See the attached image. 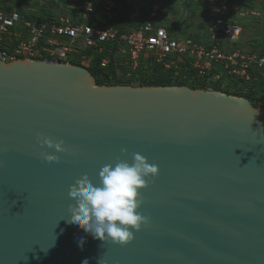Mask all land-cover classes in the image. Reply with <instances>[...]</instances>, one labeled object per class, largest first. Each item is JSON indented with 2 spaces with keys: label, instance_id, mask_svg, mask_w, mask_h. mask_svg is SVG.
<instances>
[{
  "label": "water",
  "instance_id": "obj_1",
  "mask_svg": "<svg viewBox=\"0 0 264 264\" xmlns=\"http://www.w3.org/2000/svg\"><path fill=\"white\" fill-rule=\"evenodd\" d=\"M38 133L66 151L38 144ZM132 153L158 166L140 190L150 223L125 245L69 223L68 185L81 173L98 183L103 165ZM85 260L264 264V106L186 84H96L56 58L0 57V264Z\"/></svg>",
  "mask_w": 264,
  "mask_h": 264
},
{
  "label": "built area",
  "instance_id": "obj_2",
  "mask_svg": "<svg viewBox=\"0 0 264 264\" xmlns=\"http://www.w3.org/2000/svg\"><path fill=\"white\" fill-rule=\"evenodd\" d=\"M178 1L126 0L125 18L134 26L122 29L106 22L121 11L116 0H78L74 12L47 20L0 3V57L5 62L56 58L86 68L95 64L107 78L136 85L159 71L206 91L221 87L243 93L259 85L264 101V49L235 45L242 32L234 17L237 0H210L212 19L201 38L179 35L164 23Z\"/></svg>",
  "mask_w": 264,
  "mask_h": 264
},
{
  "label": "clouds",
  "instance_id": "obj_3",
  "mask_svg": "<svg viewBox=\"0 0 264 264\" xmlns=\"http://www.w3.org/2000/svg\"><path fill=\"white\" fill-rule=\"evenodd\" d=\"M37 143L57 153L66 151L63 140L53 141L37 134ZM122 153L127 149L122 148ZM46 162H58L55 154L41 153ZM158 175V166L150 164L140 153H132L131 162L117 158L103 165L98 172V183L81 173L68 185L67 195L72 203L67 206L68 222L102 242L125 245L134 239V233L150 223V217L140 211V190L147 187L148 179ZM85 243L78 239V246ZM83 264H88L85 260Z\"/></svg>",
  "mask_w": 264,
  "mask_h": 264
},
{
  "label": "rangeland",
  "instance_id": "obj_4",
  "mask_svg": "<svg viewBox=\"0 0 264 264\" xmlns=\"http://www.w3.org/2000/svg\"><path fill=\"white\" fill-rule=\"evenodd\" d=\"M116 1L119 3L121 9L120 19L125 21H123V28L134 26L123 15L122 7L124 4H122V0ZM236 2L238 7L234 17L240 23L242 32L235 42V45L244 50L259 51L263 49L264 0H237ZM0 3L6 9L16 8L29 18L47 20L59 14L70 11L74 12L78 0H0ZM210 3V0H179L164 16V23L179 35H192L198 38L204 37L203 33L209 21L212 19ZM73 14L71 13L70 15ZM116 21L118 24H121V21L117 17L106 22L116 25ZM144 79L147 80L148 78ZM94 81L96 82L95 78ZM118 81L120 82L116 84L136 85L135 83H126L127 81L122 79ZM96 84L98 83L96 82ZM229 91H232V89L230 88Z\"/></svg>",
  "mask_w": 264,
  "mask_h": 264
},
{
  "label": "trees",
  "instance_id": "obj_5",
  "mask_svg": "<svg viewBox=\"0 0 264 264\" xmlns=\"http://www.w3.org/2000/svg\"><path fill=\"white\" fill-rule=\"evenodd\" d=\"M122 4H124V6L122 7V11H123V15H126V11L128 8L127 2L126 0H122ZM16 9V8H15ZM120 14L117 16L118 20L121 21V24H118V22L116 21V25L122 29L123 28V21L120 19ZM126 19V18H125ZM45 20V19H42ZM125 22V21H124ZM264 49V48H263ZM262 50V49H261ZM259 50V51H261ZM74 64H78L80 65V62L78 61H73ZM87 69L90 70L91 74L94 76V78L96 79V82L98 84H116L119 83L120 81H118L119 79H110L106 77V73L104 70L100 69L97 65H92V66H88ZM159 76V78H157ZM148 79L145 80L144 78H142L137 84H159V85H163V84H186L188 86H190L191 88H196L198 85L194 84V83H189L188 84V80H183V79H179L178 77H172L170 75H168L167 73H163V72H157L155 74H152L151 77H147ZM157 78V79H156ZM162 78V79H161ZM164 79V80H163ZM126 83H135L134 81L131 80H126ZM125 83V82H124ZM217 89H220L228 94H235V95H242L247 97L250 102L252 103L253 106H264V101H260V97H261V88L260 86H256L255 89L253 90H249L248 92H229L227 89H222L221 87H217Z\"/></svg>",
  "mask_w": 264,
  "mask_h": 264
}]
</instances>
